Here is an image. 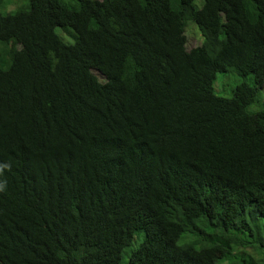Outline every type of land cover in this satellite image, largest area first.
Masks as SVG:
<instances>
[{
	"label": "trees",
	"instance_id": "1",
	"mask_svg": "<svg viewBox=\"0 0 264 264\" xmlns=\"http://www.w3.org/2000/svg\"><path fill=\"white\" fill-rule=\"evenodd\" d=\"M263 89L264 0H0V264H264Z\"/></svg>",
	"mask_w": 264,
	"mask_h": 264
},
{
	"label": "rangeland",
	"instance_id": "2",
	"mask_svg": "<svg viewBox=\"0 0 264 264\" xmlns=\"http://www.w3.org/2000/svg\"><path fill=\"white\" fill-rule=\"evenodd\" d=\"M200 1V0H199ZM195 2H198V0H195ZM187 23H192L191 21H187ZM193 24V23H192ZM195 32L199 38L200 42V35L199 31L197 30L196 26L193 24ZM187 42L186 46L191 47L192 45H195L198 43V39L187 36L186 37ZM238 75L235 74L232 70H225V71H219L215 73L214 81H213V88L214 90L223 96L230 95V90L233 87V85L238 81ZM263 96H264V89H263ZM248 110L252 111L255 109V105L250 104L247 107Z\"/></svg>",
	"mask_w": 264,
	"mask_h": 264
}]
</instances>
